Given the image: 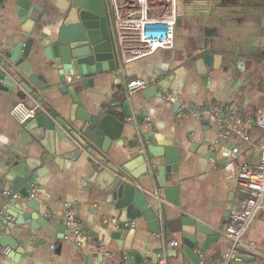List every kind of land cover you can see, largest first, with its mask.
<instances>
[{"label": "crops", "instance_id": "0c3cea01", "mask_svg": "<svg viewBox=\"0 0 264 264\" xmlns=\"http://www.w3.org/2000/svg\"><path fill=\"white\" fill-rule=\"evenodd\" d=\"M18 1L0 0V52L24 26L17 12ZM102 2L105 11L108 10L109 25L119 49L117 71L121 73V90L131 116L117 118L123 124L119 128L120 140L110 144L103 155L106 167L121 170L131 162L136 150L142 153L151 147L152 141L157 148L164 146L176 151L178 172L165 187L176 189L178 205L157 198L155 191L151 193L152 182L147 177L131 180L132 185L177 214L182 213L216 232L225 229L238 205L240 167L256 165L259 160L257 142L261 131L255 126L254 117L264 105V0H178L174 47L133 59L124 55L118 41L111 0ZM28 21L30 38L36 44L49 39L54 30L50 15L34 9ZM104 77L103 82H95L85 91L87 112L107 111L105 106L117 92L111 76ZM135 79L149 84L144 90L128 95L125 85ZM162 81L168 82L167 89L158 96L154 87ZM165 94H173L175 100H163ZM59 98L58 94L53 95L49 102L40 105L44 113L61 112ZM16 103L29 108L39 106L29 97L20 100L13 91L0 92V168L7 160L16 163L28 157L19 139L22 127L9 115ZM215 106L232 108L249 123L247 140L237 134L227 135L224 129L208 122L207 112ZM233 149L237 150L236 155ZM151 150L156 154L160 149ZM45 168V176L32 190L36 189L33 200L39 205V222L41 225L46 222L50 233L46 234L39 225L33 231L29 225L16 226L11 221L8 234L23 254L15 263L0 253V261L4 264H131L129 257L123 260L126 253L119 252L110 238L115 216L112 206L93 197L95 172L106 168H98L86 153L76 161ZM132 170L136 171L137 167L133 166ZM69 208L74 212V221L67 228ZM133 226L136 233L130 241V250L139 254L142 264H158L160 259L166 264H191L175 236L149 232L144 222ZM64 227L65 234L70 236L53 251L57 231ZM218 237L201 254L200 264H219L220 258L230 250L231 242L220 234ZM172 241L177 243L174 248L169 247ZM244 241L252 243L258 253L228 264H264V210L252 221ZM90 242L102 244L109 256L92 251Z\"/></svg>", "mask_w": 264, "mask_h": 264}, {"label": "water", "instance_id": "95a60500", "mask_svg": "<svg viewBox=\"0 0 264 264\" xmlns=\"http://www.w3.org/2000/svg\"><path fill=\"white\" fill-rule=\"evenodd\" d=\"M16 7L24 26L0 52V92L13 91L20 100L29 97L39 105L58 94L62 110L40 112L24 125L19 139L28 157L16 163L7 160L0 168V249H11L6 258L17 263L23 254L16 240L8 234L11 221L16 226L29 225L33 231L38 230L36 225L44 228L46 234L50 231L46 222L42 225L39 222V205L29 199L32 187L45 176V167L76 161L86 153L106 168L95 172L93 197L112 206L115 216L110 238L118 251L125 252L131 259V264H142L139 254L130 250V241L136 233L133 224L139 226L142 222L149 232L175 236L191 264H200L201 254L218 241L219 234L168 209L157 199L178 205L176 189L165 187L178 172V153L164 146L157 148L152 141L151 147L143 149L142 153L136 150L131 162L121 170L106 167L103 155L110 144L120 140L119 128L123 124L117 118L131 116L121 90V73L117 71L119 49L102 0H19ZM34 9L50 15L54 21L49 39L37 44L30 38L31 22L28 21ZM106 75L113 79L117 92L105 106L107 111L87 112L86 89L95 82H103ZM167 83L162 81L155 85L158 96L167 89ZM152 148L160 150L154 151L155 154ZM133 166L137 167L134 172ZM142 177L152 182L150 192L155 191L157 198L141 193L132 185L131 180L138 181ZM65 229H58L53 251L69 234H65ZM0 264L4 263L0 261Z\"/></svg>", "mask_w": 264, "mask_h": 264}, {"label": "built area", "instance_id": "2783aa9c", "mask_svg": "<svg viewBox=\"0 0 264 264\" xmlns=\"http://www.w3.org/2000/svg\"><path fill=\"white\" fill-rule=\"evenodd\" d=\"M177 1L111 0L115 11L116 34L127 58H140L158 49L174 47L175 27L179 17ZM148 84L146 80L135 79L128 81L125 89L128 95H132L144 90ZM162 99L174 101L175 97L173 94H165ZM40 112L44 113L40 105L29 108L22 103H16L10 109L9 115L17 125L23 127ZM207 120L211 125L224 129L225 134H237L247 140L246 130L249 123L232 108L215 106L207 112ZM254 122L261 131L257 142L259 160L256 165L243 164L240 167L237 177V208L231 213L227 227L217 231L231 242L230 250L220 258L219 264H228L237 258L258 253L252 243L244 241V236L254 218L264 210V105L256 111ZM232 153L236 155L237 150L233 149ZM88 157L96 165L104 167L90 155ZM30 192L29 199L33 200L36 189H31ZM66 212V227L70 228L74 221V212L70 208ZM69 236L66 234L63 240H68ZM90 245H93L92 242ZM176 246L177 243L173 241L169 244L170 248ZM91 250L109 256L102 244L93 245ZM10 252L9 247L0 249V253L5 256ZM127 259L128 256H123L124 261ZM158 264L166 263L164 259H160Z\"/></svg>", "mask_w": 264, "mask_h": 264}]
</instances>
